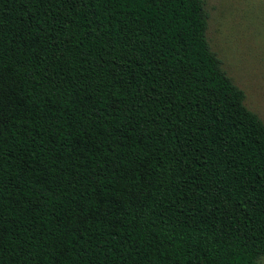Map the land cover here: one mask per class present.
<instances>
[{"label": "trees", "instance_id": "1", "mask_svg": "<svg viewBox=\"0 0 264 264\" xmlns=\"http://www.w3.org/2000/svg\"><path fill=\"white\" fill-rule=\"evenodd\" d=\"M203 0H0V264H257L264 124Z\"/></svg>", "mask_w": 264, "mask_h": 264}, {"label": "rangeland", "instance_id": "2", "mask_svg": "<svg viewBox=\"0 0 264 264\" xmlns=\"http://www.w3.org/2000/svg\"><path fill=\"white\" fill-rule=\"evenodd\" d=\"M206 37L222 68L264 124V0H203ZM257 264H264L260 257Z\"/></svg>", "mask_w": 264, "mask_h": 264}]
</instances>
